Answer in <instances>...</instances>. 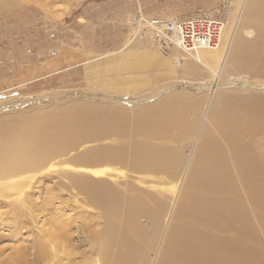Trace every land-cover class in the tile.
Listing matches in <instances>:
<instances>
[{"label":"rangeland","instance_id":"1","mask_svg":"<svg viewBox=\"0 0 264 264\" xmlns=\"http://www.w3.org/2000/svg\"><path fill=\"white\" fill-rule=\"evenodd\" d=\"M36 1L0 16V132L41 124L61 149L0 179V264L38 242L41 264H159L203 155L230 150L220 116L264 119V0ZM198 15L226 25L199 62L137 20Z\"/></svg>","mask_w":264,"mask_h":264},{"label":"bare ground","instance_id":"2","mask_svg":"<svg viewBox=\"0 0 264 264\" xmlns=\"http://www.w3.org/2000/svg\"><path fill=\"white\" fill-rule=\"evenodd\" d=\"M54 3L56 0H48L45 6ZM13 5L10 0H0V16L7 17L14 10L10 7ZM226 115L220 116V126L231 125V131H226L230 134V150L218 152L220 164L212 159L213 154L203 155L205 165L197 174L207 177L190 181L194 186L200 183L201 193L187 195L182 201L178 224L166 242L159 264H264V119L260 120L261 115L242 119ZM40 125L31 123L27 128L13 130L12 136L10 130L0 132V179L34 168L61 149L55 141L59 132L37 129ZM228 168L234 173L237 169V173L231 174ZM4 221L0 219V224ZM15 224L20 227V220H15ZM48 237L47 241L69 242L68 225ZM120 253L115 264H129L126 258L130 254ZM48 257L46 243L38 242L35 264ZM10 259L13 264L29 263L20 252L13 253Z\"/></svg>","mask_w":264,"mask_h":264},{"label":"built area","instance_id":"3","mask_svg":"<svg viewBox=\"0 0 264 264\" xmlns=\"http://www.w3.org/2000/svg\"><path fill=\"white\" fill-rule=\"evenodd\" d=\"M139 23H148L149 27L162 35L173 34L178 48L185 54L199 62L202 51H215L220 47L225 31V23L212 16L198 15L177 21H168L161 18L138 17ZM137 21V22H138ZM174 22V23H171Z\"/></svg>","mask_w":264,"mask_h":264},{"label":"crops","instance_id":"4","mask_svg":"<svg viewBox=\"0 0 264 264\" xmlns=\"http://www.w3.org/2000/svg\"><path fill=\"white\" fill-rule=\"evenodd\" d=\"M196 10H197V9H196ZM158 11H159V10H156V9L154 10V12H156V13H159Z\"/></svg>","mask_w":264,"mask_h":264}]
</instances>
